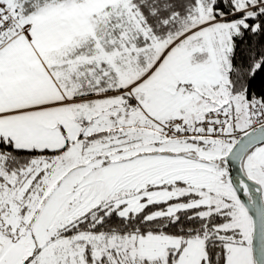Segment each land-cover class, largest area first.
<instances>
[{
    "label": "snow or ice",
    "instance_id": "1",
    "mask_svg": "<svg viewBox=\"0 0 264 264\" xmlns=\"http://www.w3.org/2000/svg\"><path fill=\"white\" fill-rule=\"evenodd\" d=\"M0 264H264V0H0Z\"/></svg>",
    "mask_w": 264,
    "mask_h": 264
}]
</instances>
